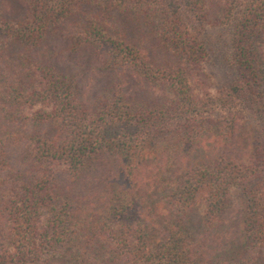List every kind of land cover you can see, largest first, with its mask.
Listing matches in <instances>:
<instances>
[{
  "label": "trees",
  "instance_id": "obj_1",
  "mask_svg": "<svg viewBox=\"0 0 264 264\" xmlns=\"http://www.w3.org/2000/svg\"><path fill=\"white\" fill-rule=\"evenodd\" d=\"M217 1L0 0V264H264V0Z\"/></svg>",
  "mask_w": 264,
  "mask_h": 264
},
{
  "label": "rangeland",
  "instance_id": "obj_2",
  "mask_svg": "<svg viewBox=\"0 0 264 264\" xmlns=\"http://www.w3.org/2000/svg\"><path fill=\"white\" fill-rule=\"evenodd\" d=\"M213 4H217V0H212ZM213 4L210 6V9L214 8ZM211 17L208 19V23L205 22L206 27H204L202 37L206 40V46L208 50L207 56L205 55L203 65H202V73L204 77H200V82H194L196 90L200 92L208 91L210 93L215 92L218 88H222L226 85H230L234 76L235 72L232 67L228 63L227 59V49H228V32L227 26L225 24H217L213 25L212 23L216 22L218 10L212 12L210 11ZM214 15V16H213ZM260 44V43H258ZM264 47V46H262ZM263 49V48H262ZM261 49V50H262ZM139 96L147 97V99L159 101L161 99L162 92L160 87L154 84V87L148 88L140 87ZM153 88V89H152ZM145 90V91H144ZM96 91V90H95ZM142 91L146 92L147 95L140 94ZM155 98V99H154ZM216 115V114H215ZM249 116H246V118ZM247 124L249 125V129L252 130L255 125L259 126V123L256 118L246 120ZM154 151H158L161 156V159L164 160L167 154L166 145L163 144H153L147 143L144 147L141 148V154L148 156L152 155ZM175 166L173 162L172 168ZM171 168V169H172ZM170 171V170H169ZM167 171V172H169ZM168 174V173H167ZM169 176V174H168ZM173 184V182H171ZM243 204V196L238 187L231 189L230 196H229V203L228 208L229 211L232 212L233 215L236 214L237 210L242 207ZM204 205L199 202L196 206V211L192 212V215L195 217H199L204 213Z\"/></svg>",
  "mask_w": 264,
  "mask_h": 264
}]
</instances>
